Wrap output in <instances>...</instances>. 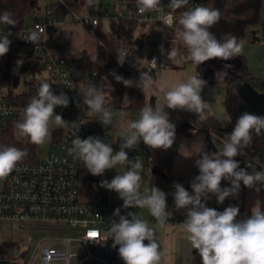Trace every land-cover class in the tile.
I'll use <instances>...</instances> for the list:
<instances>
[{
    "label": "clouds",
    "instance_id": "obj_1",
    "mask_svg": "<svg viewBox=\"0 0 264 264\" xmlns=\"http://www.w3.org/2000/svg\"><path fill=\"white\" fill-rule=\"evenodd\" d=\"M87 3L91 7L93 0H87ZM188 4L189 0H169L166 12L162 0H136L139 15L152 11L160 13L164 26L158 27L161 33L166 28H173L174 24L179 25L176 32L193 63L202 65L213 59L227 62L237 57L241 52L237 38L224 34L218 39L211 31L220 20L219 9L192 7L180 12L177 20L174 13ZM16 24L12 13L4 11L0 14V25L16 27ZM42 32L43 29L31 30L23 40L35 46L39 44ZM12 35L11 30L0 32V58L10 51ZM160 52L167 60L181 63L182 57L176 47L166 49L161 45ZM127 57L126 54H117V64L123 66ZM152 61L155 63L157 58L153 57ZM17 64H23V59H18ZM231 68L230 63H224L223 69L215 73V79L226 78ZM108 75L126 88H139L141 82L147 87L151 81V77L143 72L135 81L124 78L115 70ZM207 86L208 81L200 74L178 81L168 89L161 86L163 108L145 106L140 110L139 119L119 122L118 135L123 137L119 150H114L112 144L98 136L80 138V129H76L72 147L68 149L69 155L83 162L84 168L92 176H104L117 166H127L126 171L115 175L110 181L101 180L99 186L117 193L123 202V209L148 208L156 223L164 227L168 219L169 193L155 185L141 192L143 164L139 158L129 159L128 151L133 150L140 140L151 150L171 149L176 140L177 126L164 109L191 113L200 121H205L208 118V105L202 92ZM82 94L89 115H95L97 122L105 128L113 125L114 113L107 106L108 100L102 87L95 83L86 84ZM70 99L64 91L57 94L50 83L41 81L37 94L26 104L21 119L15 125L18 136L37 146L49 142L53 126L66 127L67 122L55 110L58 107L68 108ZM73 102L79 108V103ZM262 134L264 115L242 112L231 132L225 134L222 150L218 153L201 151L195 159L194 165L199 174L190 182L191 192L181 183L174 182L172 185L175 209L185 210L181 227L187 233L186 239L192 249L200 257L201 264H264V208L259 201L251 206L250 215L243 218H238L240 208L237 205L230 204L223 211L207 206L213 197L218 204H223L228 198L238 199L242 187L257 194L264 191V166L259 171L249 172L236 159L245 154L244 149L252 143L253 135ZM27 155L26 149L0 145V181L10 176ZM222 181H227L228 186L222 187ZM113 216L117 219L111 220L96 242L111 240V247L118 250L123 264H161L164 254L157 243L155 229L131 212L122 215L121 208H116Z\"/></svg>",
    "mask_w": 264,
    "mask_h": 264
},
{
    "label": "built area",
    "instance_id": "obj_2",
    "mask_svg": "<svg viewBox=\"0 0 264 264\" xmlns=\"http://www.w3.org/2000/svg\"><path fill=\"white\" fill-rule=\"evenodd\" d=\"M41 1L37 9L35 22L27 29L19 31L20 41L31 45L33 53L38 57L42 75H37L30 65L24 74H19L22 65H16L17 84L14 87L11 98H3L0 102V134L8 126L14 131L16 123L22 117V111L31 97L37 94L40 84L35 81H46L53 86L54 91L59 94L64 91L71 99L68 108H56V113L61 114L67 122L66 127H53L52 138L47 142L45 155H39L36 145L32 158L29 161L20 162L15 170L6 179L0 181V221L14 222L21 227L48 226L53 231H64L71 229L73 235L61 237L48 236L42 239L36 246L26 264H123L118 256V250L111 247L112 241L103 243L99 239L112 219L114 210L109 202L103 197L99 201L88 202L81 198V189L84 182L92 188L99 185V176L85 173L83 162L69 155L68 149L72 147L74 131L80 129V138L98 136L109 143V133L103 127L96 116H87L86 107L81 98L82 83L86 76L95 80L97 73L83 75L75 69L67 60L52 58L40 53L43 46L44 36L48 28L59 21L56 12L62 9L69 19L91 32L98 26L100 19L107 16L105 8L80 14L72 9L65 0H38ZM169 0H162L166 6ZM205 0H189L186 9L204 6ZM129 12L127 5L116 4L114 7L115 17L118 19L133 18L138 25L147 26V32L136 28L137 37L130 40L129 45L120 48L117 54H126L123 66L117 64V54L114 57L118 68L128 75H140L150 70H161L165 67L160 47H164V34L152 25L154 16L157 15L159 27H164L160 21V13L157 11L146 12L142 16L138 14L136 2L131 6ZM165 11L168 9L165 7ZM175 17V14H174ZM43 29L39 44L32 45L23 40V37L31 30ZM172 29V28H171ZM170 30V29H164ZM95 36V34L93 33ZM97 39V37L95 36ZM97 41H99L97 39ZM157 43L154 53L151 51L152 42ZM157 61L153 63L152 58ZM182 60L186 61L185 54H181ZM139 58V59H137ZM20 84L24 88L19 89ZM259 92V91H257ZM264 95V85L261 91ZM19 95V100H13ZM73 101L79 103L76 107ZM114 113L115 118V111ZM90 119V120H88ZM139 119L137 117L135 120ZM134 120V121H135ZM123 139V137H122ZM121 139V141H122ZM140 150L145 158L146 166H152V160L146 155V146L142 140L139 141ZM129 159L140 156L133 150L128 151ZM241 162V167H256L261 170L262 165L255 158H246L244 155L236 157ZM211 208L218 207L212 205ZM184 218L171 219L168 217L166 225H181ZM152 222L156 223L154 217ZM157 224V223H156ZM91 233H96L95 237ZM91 248H96L92 251ZM80 251V253L78 252Z\"/></svg>",
    "mask_w": 264,
    "mask_h": 264
},
{
    "label": "crops",
    "instance_id": "obj_3",
    "mask_svg": "<svg viewBox=\"0 0 264 264\" xmlns=\"http://www.w3.org/2000/svg\"><path fill=\"white\" fill-rule=\"evenodd\" d=\"M135 2H131V4ZM98 3V9L105 8L107 16L102 17L100 19L99 26L94 31L91 32L89 29L72 22L66 15L62 16L59 21L52 24L48 28L44 36L43 46L40 50V53L52 58L65 59L67 61L79 59L83 56L84 53L91 57H94L98 42L97 30L107 40H112L115 38L117 33L123 32L127 28V25L125 23L128 20L116 18L114 14V7L117 3L128 6L130 4V1L114 0L113 2H111L112 7L104 3L102 4L101 1H99ZM96 7L97 6L94 1L93 5L90 7L87 3V0H82L78 2L74 10L80 14H87L98 10H95ZM129 12H132L131 7H129ZM37 16L38 14L36 11L32 12L31 19L28 25H26L25 23V17L23 29L25 25L29 28L35 22ZM178 17L179 15H175V18L177 20ZM152 25L155 29L158 30L159 22L157 15L154 16ZM178 27V24H174L172 29L164 30V48L170 49V47H174V44L178 42L177 40L180 41L176 32V29ZM136 28L139 31L147 32V26L143 24L138 25V22L136 21L135 26L132 28V31L129 33L125 41L129 42L130 40L137 37ZM12 33L18 34L19 31H15L12 29ZM93 33L95 34L97 39L95 38ZM10 39L12 40V42L16 41L15 38ZM240 45L241 54L246 59L249 73L252 75L253 78L264 84V0H262L258 24L252 28H249L246 31L245 38L241 41ZM122 47H124V43L120 48ZM156 49L157 43L154 41L151 44L152 53H154ZM185 55L186 57L189 56L188 54ZM162 59L165 64V67L159 70L158 73L156 70V80L150 81L149 86L145 87L144 83L141 82V86L139 88H126L123 86V84L120 83V86L116 88H120L123 91L121 109L119 111H116V113L121 114L124 111H129L132 114H129L127 117L119 116L114 118L113 125H110L106 128V131L109 133V143L112 144L114 150H119V143L122 139V136L118 135L119 122L121 120L126 122L134 121L140 115V112L137 113L134 111H130L127 108L129 105L128 93L130 90H135L145 97V106L163 108L164 98L163 93L160 91L161 86H163L165 89H168L171 88L178 81L186 80L192 75L200 74L202 77V74L197 72V70L193 73V70L191 68L188 69L186 67L185 63L189 62L188 59H186L185 63H182L183 65L175 64L171 66L166 65V58H164V56ZM113 69H116L117 74H120L124 77V75L120 73L118 67H115ZM2 73L3 72H1L0 80H3ZM139 77L140 75H128L126 76V79H132L135 81L138 80ZM86 80L87 79H85L83 82L85 85L87 84L85 83ZM7 83L9 84L8 92H13L14 89L10 88L9 82ZM219 84L220 83L208 84V86L205 87L202 92V97L208 105V108L206 109L208 113V118L203 122L197 119L194 114L180 111H172L166 108L164 109L169 112L170 119L174 123H176L177 127L183 124H188L194 129L192 135L183 139L177 146L173 154L171 165L166 170L168 180L162 183L160 186L155 185L162 191L169 193L167 197V211L168 217L171 219L185 217V210L177 211L174 207V201L171 196V193L174 191V189L172 188L173 183H181L189 192H191L190 182L196 175L199 174L198 169L194 165V161L196 158H198L200 152L208 151L210 153H218L223 148L225 134L221 132V130L228 126L230 118L224 107L225 90L222 89L220 92V90L218 89L219 87H216ZM83 86L84 85H82L81 87L83 88ZM110 91L111 90H108L106 98L107 100ZM3 98L4 95H2V100ZM81 98L83 99L82 90ZM210 143L214 146V148L210 147ZM135 151L140 156L142 164L145 165L146 161L141 153L139 141L135 146ZM84 172L88 173L87 170H84ZM99 178L100 181L104 180L103 176H99ZM224 186H228L227 181H222V187ZM149 187L150 172L148 181L141 185V192H143L145 188ZM103 197L107 200L105 188H102L99 185L96 188H92L88 184H86V182H84V186L81 189V198L83 200L93 202L99 201ZM257 200L259 201L261 207L264 208V191H261L259 194H257L252 190L242 187V191L240 192L238 199L228 198L224 201L223 204H218L215 198L213 197L207 202V206L212 207V205H216L219 211H223V209L229 206L230 204L237 205L240 208V217L238 218H243L246 215H250L251 206ZM107 201L109 202V200ZM122 204V200L118 202V204H116L117 208H121L122 215H126L127 212H131L137 217L145 220L150 227H153L155 229L157 243L160 246L161 253L164 254V258L162 259L161 264H201L200 257L195 253V250L192 249L191 244L186 239L187 233L183 231L181 225L165 224L164 227H160L158 224L152 222V215L150 214L148 208L133 207L130 209H123Z\"/></svg>",
    "mask_w": 264,
    "mask_h": 264
},
{
    "label": "trees",
    "instance_id": "obj_4",
    "mask_svg": "<svg viewBox=\"0 0 264 264\" xmlns=\"http://www.w3.org/2000/svg\"><path fill=\"white\" fill-rule=\"evenodd\" d=\"M72 9H75L78 2L82 0H65ZM131 7L135 0H128ZM262 0H205L204 6L219 9L221 13L220 20L212 27L211 31L219 39L224 34H231L237 38L238 43L245 38L246 31L258 24L259 15L261 10ZM38 0H0V14L4 11L12 13L13 18L17 21L16 27H11L15 31H20L24 25L25 17L35 12L38 7ZM101 9V8H100ZM187 10L185 7L181 8L174 13L179 15L180 12ZM58 19L65 16V12L62 9H58L56 12ZM128 20L125 24L127 28L117 33L114 39L107 40L97 30L98 42L96 46V53L94 57L87 55L86 53L79 59L68 61L75 69H78L83 75H89L92 73L108 72L111 69L117 67L114 57L117 51L123 45H129L125 39L128 37L132 28L136 24V20L133 18ZM122 21V20H121ZM123 22V21H122ZM175 47L179 50L180 54H188L186 48L181 43H176ZM6 63L5 70L2 73L4 81L14 85L17 84V75L11 74L10 70L16 67L17 60L23 59V64L28 63L32 70L37 75H42V69L38 57L33 53L31 45H26L21 41L12 42L10 51L5 55ZM224 63H230L232 68L226 78L222 80L215 79V73L223 69ZM195 64V63H194ZM197 72L202 74L203 79L208 81V84H223L225 86L224 107L229 115L230 122L228 126L221 130L224 134L231 132L235 120L236 108L241 104V99L235 88V77H242L249 85L256 91H261V86L264 85L260 81L256 80L249 73L247 62L245 57L239 53V55L230 61L224 62L217 59H213L205 62L202 65L195 64ZM120 73L128 76L122 69ZM35 83L40 84L41 81L37 80ZM13 92H8L7 98L12 97ZM4 97V98H6ZM129 105L128 109L139 113L140 110L145 107V97L135 90H130L128 93ZM19 95L14 97L15 100H19ZM123 100L122 89H115L109 92L108 107L112 111H119L121 109V103ZM194 129L188 124H183L176 127V140L173 147L167 151L163 150H151L146 146V155L151 158L152 166L150 167V187L153 185L160 186L162 183L168 180L166 170L169 168L172 162L173 154L179 145V143L192 135ZM0 145L15 146L26 149L28 152L27 157L22 161H29L32 158L34 152V146L28 143L26 139H17L14 135L12 126L6 127L0 134ZM244 156L246 158H255L262 166H264V134L259 136H253L252 143L244 149ZM249 172L259 171V168L252 167L247 169ZM28 250H23L17 243L7 242L0 246L1 259L5 261H13L14 264H26L28 260Z\"/></svg>",
    "mask_w": 264,
    "mask_h": 264
},
{
    "label": "rangeland",
    "instance_id": "obj_5",
    "mask_svg": "<svg viewBox=\"0 0 264 264\" xmlns=\"http://www.w3.org/2000/svg\"><path fill=\"white\" fill-rule=\"evenodd\" d=\"M94 3H96V9H98V2L101 1L102 4H107V5H110L112 7V3L114 0H93ZM108 1V2H107ZM107 2V3H106ZM123 3V2H121ZM38 7L40 6L41 4V1H38ZM167 6V5H166ZM165 6V7H166ZM37 7V9H38ZM167 8V7H166ZM37 9L35 10L37 12ZM32 14V13H31ZM31 14H28L29 16L26 17V20H25V23L26 25L29 24L30 22V19H31ZM24 26V29H27L28 27L27 26ZM8 30H11L12 32V28L11 27H7V26H4V25H0V32H3V31H8ZM10 38H15L16 41H20V34L18 33H13V35L10 37ZM15 41V42H16ZM178 42L176 43H181V41L177 40ZM176 43L174 44V47L176 45ZM187 59L189 60V62H186L181 60V63H179L178 65H183L182 63L184 62L186 67L189 69L191 68L193 70V73L194 71H196V67H195V64L192 62V60L190 59L189 56H187ZM5 63H6V57H2L0 58V75H1V72H3L5 70ZM165 63L166 65H175V63L169 61V60H165ZM112 70H115L116 69H111L110 71L108 72H101V73H98L97 74V79L95 80H92V79H89L87 76L85 79L87 84H91V83H95L97 86L99 87H102L103 91H104V94L107 98V94H108V90H112V89H116L120 86V83H117L113 77L111 75H108ZM17 68L16 67H13L11 70H10V73L12 74H17ZM159 72V69L157 70V73ZM107 77V78H106ZM1 79V78H0ZM8 83L7 81H4V80H0V102L2 101V95H4V97L7 96V92H8ZM82 85H85L84 83H82ZM81 85V86H82ZM14 85L10 84V88L11 89H14L13 88ZM216 87H219L218 89L221 90L224 89L225 90V86L223 84H219L218 86ZM24 88L23 84H20L19 86V89H22ZM86 115L87 116H94V115H89L88 113V110L86 108ZM129 114H132L131 112L129 111H124L122 112L121 114H118V113H115V118L116 117H127ZM90 120V119H88ZM55 127V126H53ZM14 135L17 139H19L20 137L18 136L17 134V130L16 128L14 129ZM47 144L48 143H45L44 145H40V146H37V152L39 155H45V152H46V147H47ZM127 170V166H117L116 169H111L110 171L108 170L103 178L104 179H107V180H111L115 175L117 174H122L124 171ZM149 168H147L146 165H143V170L141 171V185L146 183L148 181V177H149ZM91 194V193H90ZM106 197H107V200H109V204H110V207L115 210L117 207H116V204H118V202H120L121 200L119 199L118 197V194L113 192V191H108L106 190ZM65 235H73V231H71V229H67V230H64V231H53L50 227L48 226H37V227H31L30 225H25L24 227H21L19 226L18 224L14 223V222H8V221H0V246L3 244V243H9V242H13V243H17L20 248H22L23 250H28V257L32 255L34 249H35V246L44 238L48 237V236H55V237H61V236H65ZM92 251H96V248H91ZM80 253V251H78ZM0 261H4V259H1V256H0ZM9 264H14L13 261H9Z\"/></svg>",
    "mask_w": 264,
    "mask_h": 264
},
{
    "label": "water",
    "instance_id": "obj_6",
    "mask_svg": "<svg viewBox=\"0 0 264 264\" xmlns=\"http://www.w3.org/2000/svg\"><path fill=\"white\" fill-rule=\"evenodd\" d=\"M28 63H24L19 68V74H24ZM148 75L151 81L156 80L155 70H150ZM235 88L241 99V104L235 110L236 118L244 111L255 112L259 115H264V95L253 89L242 77H235ZM256 136V135H253ZM210 147L214 148L210 143ZM0 264H9V261H0Z\"/></svg>",
    "mask_w": 264,
    "mask_h": 264
},
{
    "label": "snow or ice",
    "instance_id": "obj_7",
    "mask_svg": "<svg viewBox=\"0 0 264 264\" xmlns=\"http://www.w3.org/2000/svg\"><path fill=\"white\" fill-rule=\"evenodd\" d=\"M90 235L93 236V237H95L97 234L96 233H91Z\"/></svg>",
    "mask_w": 264,
    "mask_h": 264
}]
</instances>
